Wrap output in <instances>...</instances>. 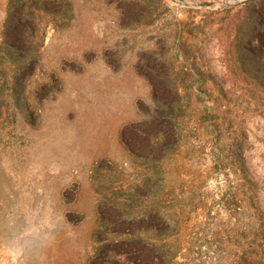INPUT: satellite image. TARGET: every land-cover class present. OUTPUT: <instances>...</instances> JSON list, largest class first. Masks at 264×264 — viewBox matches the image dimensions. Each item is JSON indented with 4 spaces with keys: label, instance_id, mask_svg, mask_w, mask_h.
I'll use <instances>...</instances> for the list:
<instances>
[{
    "label": "rangeland",
    "instance_id": "rangeland-1",
    "mask_svg": "<svg viewBox=\"0 0 264 264\" xmlns=\"http://www.w3.org/2000/svg\"><path fill=\"white\" fill-rule=\"evenodd\" d=\"M235 1L0 0V264H264V0Z\"/></svg>",
    "mask_w": 264,
    "mask_h": 264
},
{
    "label": "water",
    "instance_id": "water-1",
    "mask_svg": "<svg viewBox=\"0 0 264 264\" xmlns=\"http://www.w3.org/2000/svg\"><path fill=\"white\" fill-rule=\"evenodd\" d=\"M182 1L184 2L185 0H182ZM253 1H256V0H236L235 2H232V3L231 2H226V4L241 5V4H245L247 2H253ZM195 3L198 4V5H200V4H202V5L210 4V2H207V1H203V2L195 1Z\"/></svg>",
    "mask_w": 264,
    "mask_h": 264
},
{
    "label": "trees",
    "instance_id": "trees-1",
    "mask_svg": "<svg viewBox=\"0 0 264 264\" xmlns=\"http://www.w3.org/2000/svg\"><path fill=\"white\" fill-rule=\"evenodd\" d=\"M260 22H261V25H260V27H261V31H263L264 32V10H263V12H261L260 14Z\"/></svg>",
    "mask_w": 264,
    "mask_h": 264
}]
</instances>
